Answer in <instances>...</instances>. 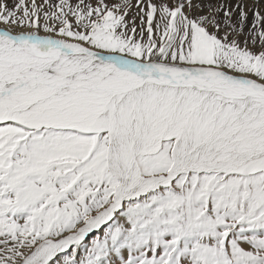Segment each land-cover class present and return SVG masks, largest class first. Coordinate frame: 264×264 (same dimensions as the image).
Listing matches in <instances>:
<instances>
[{"label": "snow or ice", "instance_id": "1", "mask_svg": "<svg viewBox=\"0 0 264 264\" xmlns=\"http://www.w3.org/2000/svg\"><path fill=\"white\" fill-rule=\"evenodd\" d=\"M262 4L0 2V264H264Z\"/></svg>", "mask_w": 264, "mask_h": 264}, {"label": "bare ground", "instance_id": "2", "mask_svg": "<svg viewBox=\"0 0 264 264\" xmlns=\"http://www.w3.org/2000/svg\"><path fill=\"white\" fill-rule=\"evenodd\" d=\"M2 2V0H0ZM205 2H209V0H205ZM211 3L219 5L222 0H210ZM224 2H227L229 5L234 6L237 3V0H224ZM7 3L9 6H12V3L9 2H4ZM245 3H247L249 6H251L254 3V0H245ZM262 10H264V4L261 5ZM246 11H248L246 9ZM235 13L236 15H238L239 13V9H235ZM221 16H223V13H220ZM252 17H253V13L251 11H248V20L246 21V30L250 29L251 27V21H252ZM140 24V17L137 16V23L136 25ZM2 27V25H0ZM258 50V49H257ZM245 247H248L247 245H245Z\"/></svg>", "mask_w": 264, "mask_h": 264}, {"label": "rangeland", "instance_id": "3", "mask_svg": "<svg viewBox=\"0 0 264 264\" xmlns=\"http://www.w3.org/2000/svg\"><path fill=\"white\" fill-rule=\"evenodd\" d=\"M0 2H1V1H0ZM2 2H9V3H12V4H13V3H14V0H2ZM37 2L40 3L41 0H37ZM93 2H94V0H93ZM108 2H109V3H112V2H115V0H108ZM132 2H133V4H136L137 0H132ZM146 2H147V0H145V3H146ZM153 2L158 3L159 0H153ZM168 2H169V3H172V0H168ZM138 11H139L138 8H134L133 11L129 14V17H126V19L131 20L132 17H133V15H134L136 12H138ZM135 23H137V16L135 17ZM154 23H155V21H154ZM0 27H1V26H0ZM138 31H139V28H138ZM253 50H254V51H257V48H253Z\"/></svg>", "mask_w": 264, "mask_h": 264}]
</instances>
